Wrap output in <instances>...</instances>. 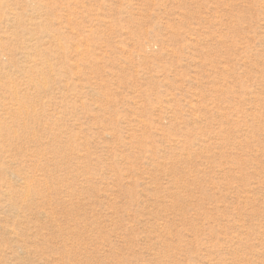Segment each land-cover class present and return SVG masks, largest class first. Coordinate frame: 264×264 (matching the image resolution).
Wrapping results in <instances>:
<instances>
[{"label": "rangeland", "instance_id": "rangeland-1", "mask_svg": "<svg viewBox=\"0 0 264 264\" xmlns=\"http://www.w3.org/2000/svg\"><path fill=\"white\" fill-rule=\"evenodd\" d=\"M0 264H264V0H0Z\"/></svg>", "mask_w": 264, "mask_h": 264}]
</instances>
